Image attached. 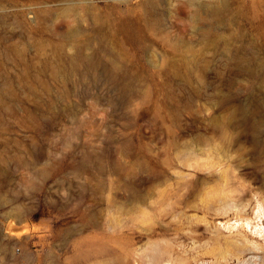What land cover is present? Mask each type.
Instances as JSON below:
<instances>
[{
    "label": "rangeland",
    "instance_id": "1",
    "mask_svg": "<svg viewBox=\"0 0 264 264\" xmlns=\"http://www.w3.org/2000/svg\"><path fill=\"white\" fill-rule=\"evenodd\" d=\"M88 1L98 19L82 0H0V264L250 257L264 0ZM75 35L84 78L67 68Z\"/></svg>",
    "mask_w": 264,
    "mask_h": 264
},
{
    "label": "bare ground",
    "instance_id": "2",
    "mask_svg": "<svg viewBox=\"0 0 264 264\" xmlns=\"http://www.w3.org/2000/svg\"><path fill=\"white\" fill-rule=\"evenodd\" d=\"M91 2V1H90ZM88 0H82L81 3L85 4V10L88 13L92 14L93 7L90 5ZM146 6H149L150 9H155L157 4L153 0L147 1ZM74 6L71 5H66L64 8V12L71 11ZM63 9V8H62ZM48 13V12H47ZM124 14H119L120 18H124ZM217 9L211 8L206 12L205 17L215 20L217 18ZM205 17H203L202 14L197 10L195 11V16H194V23H198L201 20H203ZM92 19H98L97 16H93L92 14ZM193 19V18H192ZM139 20H142V17H139ZM126 21H122L121 26L123 28H126L127 26ZM78 35H75V39L69 43V48L72 50L71 55L67 58V63H68V71L71 74H76L81 78H84L88 74H95L96 73V66H94V63L92 62L91 56L89 55L85 56L82 51L84 49V46L77 40ZM105 70V75L108 76L109 79L114 80V81H119L121 79L124 80L123 78L125 77V70L123 65H121L120 62L116 63H111L110 65L104 67ZM262 207L257 204L253 208V213L251 218H247L244 222V226L246 229L249 230L250 234H252L253 239H245L246 243L244 244L245 246V251L249 252L251 254L250 257L244 258L242 252L241 253H236L234 254V264H263L264 262V227L262 226ZM254 223L253 227L251 224ZM236 224V223H235ZM253 228V230H252ZM241 235V234H240ZM244 235V234H242ZM245 236V235H244ZM149 264H157L158 260L156 257L152 256L149 257ZM228 259L224 257V261H227ZM201 263V262H200ZM165 264H172L170 260H167V263ZM218 264V263H217ZM227 264V263H226Z\"/></svg>",
    "mask_w": 264,
    "mask_h": 264
}]
</instances>
